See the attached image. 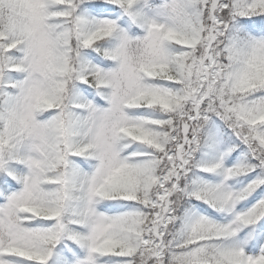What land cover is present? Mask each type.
<instances>
[{"label": "snow or ice", "instance_id": "snow-or-ice-1", "mask_svg": "<svg viewBox=\"0 0 264 264\" xmlns=\"http://www.w3.org/2000/svg\"><path fill=\"white\" fill-rule=\"evenodd\" d=\"M0 264H264V0H0Z\"/></svg>", "mask_w": 264, "mask_h": 264}]
</instances>
